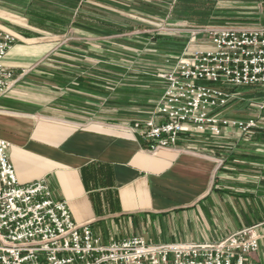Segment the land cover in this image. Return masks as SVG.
Masks as SVG:
<instances>
[{
	"label": "crops",
	"instance_id": "crops-1",
	"mask_svg": "<svg viewBox=\"0 0 264 264\" xmlns=\"http://www.w3.org/2000/svg\"><path fill=\"white\" fill-rule=\"evenodd\" d=\"M82 1L0 0V30L15 38L3 60L14 83L0 97V139L9 143L18 182L46 178L52 196L66 201L73 220L88 224L104 242L130 236L157 244L215 241L257 225L258 250L247 264H264V130L242 135L230 129L215 137L186 133L169 148H146L132 129L134 120L124 118L130 91L98 88L94 94L91 68L107 63L87 57L100 48L87 41L96 33L71 26L83 11ZM141 1L158 3V10L143 6L164 24L181 28L226 18L230 3L255 2L196 0L193 9L211 15L191 24L169 15L173 5L182 10L181 1ZM209 47L207 40L186 42L181 54ZM50 56L53 60L46 62ZM152 91L155 97L134 110L154 109L164 89L142 90Z\"/></svg>",
	"mask_w": 264,
	"mask_h": 264
},
{
	"label": "built area",
	"instance_id": "built-area-1",
	"mask_svg": "<svg viewBox=\"0 0 264 264\" xmlns=\"http://www.w3.org/2000/svg\"><path fill=\"white\" fill-rule=\"evenodd\" d=\"M210 47L178 58L165 79L151 114L132 129L155 151L175 145L181 134H240L257 128L259 116L226 118L216 111L240 88H264V27H203ZM13 35L0 30V97L14 83L3 60ZM264 111V99L257 104ZM264 127V126H263ZM9 143L0 139V264H247L258 250L257 225L215 241L152 243L130 236L104 242L88 224L78 225L63 199L52 196L44 177L18 182L9 160Z\"/></svg>",
	"mask_w": 264,
	"mask_h": 264
},
{
	"label": "rangeland",
	"instance_id": "rangeland-1",
	"mask_svg": "<svg viewBox=\"0 0 264 264\" xmlns=\"http://www.w3.org/2000/svg\"><path fill=\"white\" fill-rule=\"evenodd\" d=\"M87 6H85L86 8ZM88 8V7H87ZM145 10V11H143ZM142 4L135 3L133 6L123 9L113 7L109 13L114 19L123 22L124 25L132 26L123 33H111L109 35L98 36L96 34L88 35V43H99V49L90 50L88 58L91 62L98 58L104 59L106 65L92 66V87L94 94L102 89L105 93L130 91L126 99L127 111L124 118L127 120H140L151 114L150 110L137 111L134 108L145 106L143 99L155 97L153 91L143 94L142 90L164 89L165 79L161 74L169 72L182 55L181 51L186 42H196L201 40L205 42L206 33L200 31L203 27H264V2L255 0L248 2L246 6L242 4L230 3L225 12L226 18L217 16L215 21L209 25H203L197 28H181L174 24H164L160 21L159 15H149ZM145 12V13H144ZM223 12V10H221ZM220 13V12H219ZM223 14V13H221ZM225 14V15H226ZM142 34H148L149 37L160 36L157 39H145ZM170 37L185 38L183 41L172 40ZM81 40L77 41L78 43ZM68 42V41H65ZM64 42V44H65ZM73 41L72 43H74ZM81 53V52H80ZM80 59L81 55L74 56V59ZM176 59V61L174 59ZM53 60V56L46 59V62ZM103 63V62H102ZM116 63V65L114 64ZM113 64V65H112ZM102 79L98 76V69ZM125 74V76H123ZM99 88V89H98ZM236 91L237 97L229 99V102L216 112L226 118L249 119L259 116L256 130H264V111H257V104L264 99V88L253 85H243L240 88H229ZM97 90V91H96ZM132 91V93H131ZM145 92V91H144ZM147 92V91H146ZM133 95H140L135 97ZM138 99L140 103H131ZM132 100V101H130ZM159 100V99H158ZM157 103V102H156ZM155 103V105H156ZM153 107V105H152ZM155 108V106L153 107ZM254 130V129H253ZM202 133V132H201ZM198 133V134H201ZM224 133H229L225 130ZM222 133V134H224ZM222 134L215 135L221 136ZM207 135H211L207 133ZM212 136V137H215Z\"/></svg>",
	"mask_w": 264,
	"mask_h": 264
},
{
	"label": "trees",
	"instance_id": "trees-1",
	"mask_svg": "<svg viewBox=\"0 0 264 264\" xmlns=\"http://www.w3.org/2000/svg\"><path fill=\"white\" fill-rule=\"evenodd\" d=\"M176 1H181L182 10L180 12H177L175 10V5H173L172 9L169 12V15H171V17L175 19H183L187 21V23L197 24L199 22L206 21L207 18L211 15L210 11L208 12L206 10L197 9L194 10V6H192V3L196 2V0ZM137 2L142 5H146V7L150 8L151 10H158L160 6L158 3L153 2L149 5L141 0H137ZM129 3L131 2L127 0H83L80 5L83 11L78 13L74 17L75 19L72 21L71 26L77 29H85L88 32H91L93 34L96 33L99 35L123 33L126 29H130L132 26L124 25L123 22H119L111 17L109 13L113 10V7H118L121 9L129 7ZM71 6L73 7V5ZM85 6H87L88 8H85ZM163 15L164 14H162V16ZM142 37L145 39H157L160 36L156 35L151 38L148 34H142ZM170 39L183 41L185 38L183 37L180 39L176 37H170ZM174 60L176 61V59ZM123 76H125V74ZM164 85L165 84H163V86Z\"/></svg>",
	"mask_w": 264,
	"mask_h": 264
}]
</instances>
